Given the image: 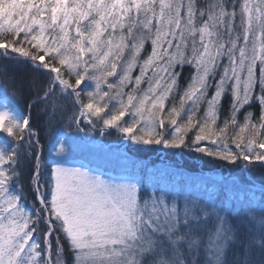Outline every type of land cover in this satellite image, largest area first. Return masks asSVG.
I'll list each match as a JSON object with an SVG mask.
<instances>
[{"label": "snow or ice", "instance_id": "snow-or-ice-1", "mask_svg": "<svg viewBox=\"0 0 264 264\" xmlns=\"http://www.w3.org/2000/svg\"><path fill=\"white\" fill-rule=\"evenodd\" d=\"M0 61V264H264V0H0Z\"/></svg>", "mask_w": 264, "mask_h": 264}, {"label": "trees", "instance_id": "trees-1", "mask_svg": "<svg viewBox=\"0 0 264 264\" xmlns=\"http://www.w3.org/2000/svg\"><path fill=\"white\" fill-rule=\"evenodd\" d=\"M2 64H8L7 71L9 74L14 75L17 82L20 84H23L27 86L29 83H31L33 80L38 79L37 74L33 72L31 65L27 61H23L20 64L15 63H9L7 61H0V65ZM185 76L187 75V72L184 73ZM27 91L25 95V99L21 100L19 104L14 108V111L17 115H28L29 114V108L28 104L26 103L27 99ZM40 110L39 107L32 108L31 109V115L33 117V123L38 124L40 119ZM114 139V137L106 138V140ZM140 158L142 159H148L151 160L153 163H159L161 160L166 161L167 163H173L176 165H180L181 167L189 170H209L212 169L211 164H206L203 160H195L192 159L188 155L180 156L176 155L175 157L172 156H165L162 152H148V153H141L139 154ZM49 162V160H48ZM22 164V171L24 172L25 176L30 172L31 169V161L25 158H22L21 161ZM257 183L261 179H264V176L261 175L259 171H256L252 177ZM29 201V205H30Z\"/></svg>", "mask_w": 264, "mask_h": 264}, {"label": "rangeland", "instance_id": "rangeland-1", "mask_svg": "<svg viewBox=\"0 0 264 264\" xmlns=\"http://www.w3.org/2000/svg\"><path fill=\"white\" fill-rule=\"evenodd\" d=\"M184 76H185V74H184ZM186 76H187V75H186ZM186 76H185V77H186ZM79 158H80V157H79V154H78V153L71 154V155L66 159L65 163L68 164V165L70 166V162H71V161H74V160L79 159ZM49 163H51L50 159H49Z\"/></svg>", "mask_w": 264, "mask_h": 264}]
</instances>
